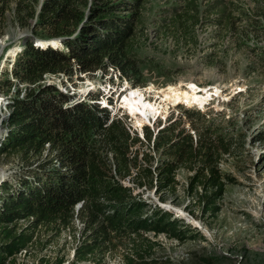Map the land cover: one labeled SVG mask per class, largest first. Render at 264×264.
<instances>
[{"label":"trees","instance_id":"obj_1","mask_svg":"<svg viewBox=\"0 0 264 264\" xmlns=\"http://www.w3.org/2000/svg\"><path fill=\"white\" fill-rule=\"evenodd\" d=\"M137 1L93 0L86 13L81 6L87 4L86 0H41L38 8V0H0V34L8 19L20 26L34 21L33 28L42 29L44 37L60 38L61 42L42 47L34 39L25 40L16 56L8 59L12 76L17 82L34 83L46 72L73 74L110 64L131 83L143 82L144 65L161 64L154 55L131 48L136 17L119 10L135 7ZM194 7L188 4L181 12L175 9V40L187 35L195 38L198 10ZM14 83L9 77L3 81L7 89ZM142 90L134 89L128 103L118 107H125L140 129L152 124L164 110L162 101L154 100V96L147 99L150 95ZM96 91L90 90L91 100L75 99L53 83L38 82L23 96L19 91L13 96L7 118L10 129L0 153L19 150L24 159H35L14 182H0V264L14 262L16 255L32 243L39 226L50 225L56 231L74 229L77 220L80 232L72 259L60 256L48 264L65 260L66 264L85 260L105 264L106 255L115 252L126 264H162L160 258L150 255L157 240L149 232L183 238L195 236L191 232L196 226L160 202L134 192L133 186H154L155 191L173 188L180 166L193 171L188 178L191 190L201 185V191L195 192L202 207L212 213L219 209L216 201L231 181L219 168L221 153L228 151L229 141L213 120L198 125L191 119L193 133L184 126L181 115L170 114L151 143L147 129L145 148L122 118L109 120V110L94 99ZM112 108L118 110L117 105ZM184 109L190 116L203 118L202 112ZM150 149L158 152L156 160ZM140 150L142 155L138 157ZM131 165L137 167L132 184L114 176L129 174ZM20 219L26 220L22 226L17 224Z\"/></svg>","mask_w":264,"mask_h":264},{"label":"rangeland","instance_id":"obj_2","mask_svg":"<svg viewBox=\"0 0 264 264\" xmlns=\"http://www.w3.org/2000/svg\"><path fill=\"white\" fill-rule=\"evenodd\" d=\"M92 1L86 0L87 4H81L86 13L90 11L88 4ZM137 3L135 7L119 10L136 17V35L131 48L141 54L154 55L161 67L144 65V81L135 84L126 77H120L110 64L105 68L73 74L46 72L34 83L17 82L8 61L12 58L8 55L9 50L14 46L22 48L29 38L40 44V39L51 40L54 37H44L42 29H34V21L20 26L8 19L3 24V33L0 34V147L10 129L7 118L13 96L18 91V95L23 96L38 82L53 83L60 91L73 97L102 80H109L113 85L123 83L126 89L130 86L133 90L141 88L142 92L150 95L147 99L154 96V100L164 103V110L157 115L159 120L146 124L144 130L122 107L128 118L130 115L129 121L138 128L135 132L144 143L142 147H147V129L151 132V143L154 137L152 129L170 114L172 117L181 115L182 123L193 133L191 119L198 125L213 120L222 137L229 141L228 151L221 153L219 168L231 181L225 184L221 197L216 201L219 206L216 212L204 209L203 202H198L195 189L200 192L202 187L197 185L194 190L190 189L188 178L193 171L186 166L177 168L173 188L155 191L154 186H133L134 192L139 191L149 201L160 202L174 210V215L196 226L191 232L195 236L183 238L149 232L157 240L150 255L160 258L162 264H264V0H138ZM188 4L198 10V21L193 28L195 38L187 35L177 41L174 33L178 28L177 22L174 24L172 18L176 8L181 12ZM134 10L137 12L133 13ZM41 44L43 46V42ZM7 77L16 82L10 89L3 85ZM128 83L130 85L127 86ZM132 89L123 94L121 100L119 97L117 108L120 103H128L126 100H129ZM177 102L185 107L168 109ZM187 107L202 112L203 118L188 115V109H184ZM136 145L141 146L140 142ZM150 152L154 160L159 157L155 150L150 149ZM45 153L46 150L42 155ZM141 155L140 150L138 157ZM33 159L34 156L24 159L19 150L1 152L0 182L8 179L14 182L16 175L24 171ZM136 170L137 167L131 165L129 174L119 176L115 173L114 176L132 184L131 176ZM24 223L26 220L20 219L17 224L22 226ZM77 224L74 229L66 227L59 231L50 225L39 226L32 243L8 264H48L60 256L71 260L80 232L78 220ZM89 263L90 260L80 261V264ZM105 264L126 263L115 252L106 255Z\"/></svg>","mask_w":264,"mask_h":264},{"label":"built area","instance_id":"obj_3","mask_svg":"<svg viewBox=\"0 0 264 264\" xmlns=\"http://www.w3.org/2000/svg\"><path fill=\"white\" fill-rule=\"evenodd\" d=\"M40 3H41V0H38V3H37V6H36V8H38L39 7V5H40ZM110 66V65H109ZM110 68L111 69H117V68H113L112 66H110ZM115 71H117L118 72V74H119V76H120V72H119V70L117 69V70H115ZM124 77V76H123ZM115 81H117V80H115ZM126 81V80H125ZM101 83H100V85L101 86H105L106 88H107V90H108V93H112V96H108V94L107 93H103V94H99V99H100V101H103V102H105L106 103V105L108 106V107H110L112 110H113V112L111 111V109H110V118H109V120H111L113 117H115V116H118V117H120V118H122L124 121H125V124H126V126H127V128H128V130L131 132V133H136L137 132V130H138V128L134 125V124H132V122H130L129 120L131 119V117H130V115H129V118H128V115L124 112V108H120V109H118V110H114L113 108H112V106L113 105H115V103L118 101V95H119V93L122 95L123 93H122V89H124V86H116V85H113V84H111V82L109 81V80H107V81H105V80H102V81H100ZM111 97V98H110ZM113 97H115V99H114V101L112 100L113 99ZM121 97V96H120ZM178 106H183L182 104H179V105H176V107H173V109H176ZM184 107V106H183ZM170 108H172L171 106L169 107V110H170ZM197 109V108H196ZM200 111H204V110H201V109H199ZM178 113V112H177ZM168 116V115H167ZM167 116H166V118H167ZM128 118V119H127ZM165 118V117H164ZM166 118H165V120H166ZM157 120H159V118H158V116L156 117V119H155V122H157ZM154 122V121H153ZM165 121H163L162 123H160V125L159 126H157L156 128H154V129H152L153 130V132H154V134L157 132V130L159 129V127L164 123ZM146 124H144L143 126H142V128H143V130H144V126H145ZM152 126V125H151ZM136 131V132H135ZM141 136H142V134H141ZM143 138H144V136H142Z\"/></svg>","mask_w":264,"mask_h":264},{"label":"clouds","instance_id":"obj_4","mask_svg":"<svg viewBox=\"0 0 264 264\" xmlns=\"http://www.w3.org/2000/svg\"><path fill=\"white\" fill-rule=\"evenodd\" d=\"M15 57V56H14ZM120 77H123V76H120ZM125 77V76H124ZM100 81H96L95 82V86L94 87H91L90 89H87V91L86 92H82V91H80V92H78L77 93V91H74V92H76L77 93V95L75 96V97H78L79 99H88V100H91L90 98H88L89 96H87V98H85V96H86V94L88 93V92H90V90L91 89H96L98 92H97V95L98 96H96V98H94L99 104H101L102 106H105L108 110H109V113H110V107H108L107 105H106V103L105 102H103V101H100V99H99V94H103V93H107L108 94V96H112V93L110 94V93H108V90H107V88L104 86H101L100 85ZM116 86H124V84L123 83H119L118 85L117 84H115ZM128 85H130V83H128L127 84V86ZM111 98V97H110ZM185 107V106H184ZM187 108H189V107H187ZM79 203V202H78ZM76 206H77V204H76Z\"/></svg>","mask_w":264,"mask_h":264},{"label":"bare ground","instance_id":"obj_5","mask_svg":"<svg viewBox=\"0 0 264 264\" xmlns=\"http://www.w3.org/2000/svg\"><path fill=\"white\" fill-rule=\"evenodd\" d=\"M43 40V41H42ZM52 40H54V42H52ZM40 41L41 42H43V46H42V44H41V42H39L40 44H41V46L42 47H46V46H48V45H51V46H56L57 44H59V43H61L60 42V40H59V38H52L51 40H49V39H40ZM45 42H49V43H45ZM39 44V45H40ZM18 51V47H16V46H14L13 48H11L10 50H9V56H11L12 57V59L14 58V56L16 55L15 53ZM18 55V54H17ZM124 86H125V84H124ZM93 87H94V84H93ZM125 89V90H124ZM124 89H122V90H124L125 92L123 93V94H125L126 92H128L129 90H131L132 88H131V86H130V88H128V89H126L125 87H124ZM130 93H131V91H130ZM123 94L121 95L120 93H119V95H118V99H119V97H120V100L122 99V97H123ZM0 100H1V98H0ZM118 102V101H117ZM117 102L115 103L116 105H117ZM126 102H128V100H126ZM121 104V103H120ZM124 104H125V102H124ZM177 105H179V104H177ZM171 107H172V105H170ZM169 106V107H170ZM113 107V106H112ZM173 107H176V105H174L173 104ZM172 107V108H173ZM121 108V107H120ZM120 108H118V109H120ZM169 109V108H168ZM160 114V113H159ZM158 115V114H157ZM153 118V117H152ZM155 120V118H153V120L152 121H154ZM154 122H152V124H153Z\"/></svg>","mask_w":264,"mask_h":264},{"label":"water","instance_id":"obj_6","mask_svg":"<svg viewBox=\"0 0 264 264\" xmlns=\"http://www.w3.org/2000/svg\"><path fill=\"white\" fill-rule=\"evenodd\" d=\"M80 205V203H77V206L76 207H78Z\"/></svg>","mask_w":264,"mask_h":264}]
</instances>
